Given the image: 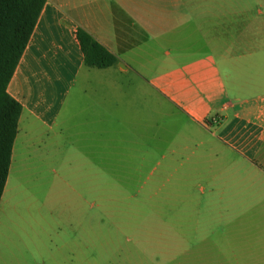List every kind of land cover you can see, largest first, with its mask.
Masks as SVG:
<instances>
[{"label": "crops", "instance_id": "crops-1", "mask_svg": "<svg viewBox=\"0 0 264 264\" xmlns=\"http://www.w3.org/2000/svg\"><path fill=\"white\" fill-rule=\"evenodd\" d=\"M216 1L45 0L8 85L22 112L0 247L26 229L48 173L104 189L118 174L152 170L157 157L166 173L192 169L197 203L264 226V56L222 47L234 41L235 12ZM78 27L117 61L86 64Z\"/></svg>", "mask_w": 264, "mask_h": 264}, {"label": "rangeland", "instance_id": "rangeland-1", "mask_svg": "<svg viewBox=\"0 0 264 264\" xmlns=\"http://www.w3.org/2000/svg\"><path fill=\"white\" fill-rule=\"evenodd\" d=\"M216 3L235 12L226 36L234 41L222 47L264 56V0ZM164 162L157 157L152 170L118 174L122 182L104 189L81 174L71 187L48 173L49 182L34 188L26 229L0 247V264H264V226L217 215L206 199L197 203L192 169L169 174Z\"/></svg>", "mask_w": 264, "mask_h": 264}, {"label": "trees", "instance_id": "trees-1", "mask_svg": "<svg viewBox=\"0 0 264 264\" xmlns=\"http://www.w3.org/2000/svg\"><path fill=\"white\" fill-rule=\"evenodd\" d=\"M45 0H0V200L9 174L22 104L8 91L19 60L30 40ZM86 64L108 67L115 54L81 27L75 31Z\"/></svg>", "mask_w": 264, "mask_h": 264}]
</instances>
